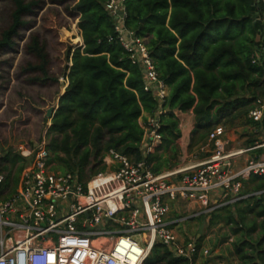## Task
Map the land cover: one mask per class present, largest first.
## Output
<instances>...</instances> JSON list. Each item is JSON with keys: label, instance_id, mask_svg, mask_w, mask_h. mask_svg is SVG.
Segmentation results:
<instances>
[{"label": "trees", "instance_id": "16d2710c", "mask_svg": "<svg viewBox=\"0 0 264 264\" xmlns=\"http://www.w3.org/2000/svg\"><path fill=\"white\" fill-rule=\"evenodd\" d=\"M12 2V21L0 37V49L13 43L26 24L22 16L36 4ZM124 6L125 28L145 39L168 88L159 115L161 142L147 154L143 144L149 129L143 113H156L159 103L143 89L141 69L118 41L105 0L75 1L73 8L80 14L78 38L58 22L56 12L46 17V28L69 40L65 51L69 83L50 117V137L45 138L49 162L53 169L75 172L84 180L105 169L103 158L110 149L131 161L144 159L156 174L170 170L177 164L175 141L181 134L176 109L193 112L192 149L218 125L247 117L254 101L264 97V66L252 62L263 34L254 0H124ZM27 50L38 61L24 70L42 74L32 80L56 81L47 73L49 56L36 35L30 37ZM10 154L5 152L0 169L5 174L3 188L13 185L8 195L20 190L26 164H19L13 176L22 157ZM242 181L244 194L264 189V175L252 174ZM221 210L234 237L231 253L237 264H264V194L215 210L210 224ZM196 254L191 260L176 256L172 246L156 242L143 264H194Z\"/></svg>", "mask_w": 264, "mask_h": 264}, {"label": "built area", "instance_id": "2783aa9c", "mask_svg": "<svg viewBox=\"0 0 264 264\" xmlns=\"http://www.w3.org/2000/svg\"><path fill=\"white\" fill-rule=\"evenodd\" d=\"M257 19L263 26L252 62L264 66V0H254ZM117 39L132 64L143 75V89L159 103L146 120L149 129L143 153L153 152L161 142L159 115L168 88L159 78L144 38L124 26V0H105ZM248 117L264 118V97L257 98ZM217 126L209 135L221 134ZM215 147L207 159L161 173H154L142 159L131 161L110 149L103 158L107 169L86 180L75 172H58L49 162L45 140L33 143L21 176L20 190L8 195L0 172V264H143L156 242L172 246L176 256L192 259L197 239L180 243L174 226L186 217L170 219L168 201L195 203L200 213L210 214L264 189L244 194L242 179L264 175V159L252 157L233 170L232 159L246 150ZM139 237V240L137 239ZM208 255V249H203Z\"/></svg>", "mask_w": 264, "mask_h": 264}, {"label": "rangeland", "instance_id": "374dc122", "mask_svg": "<svg viewBox=\"0 0 264 264\" xmlns=\"http://www.w3.org/2000/svg\"><path fill=\"white\" fill-rule=\"evenodd\" d=\"M26 1L36 3L31 12H27L22 16L26 24L19 30L18 35L13 38V43L10 46L0 49V169L4 165L1 160H3L6 151L11 152L10 156H21L22 161L16 164L12 172L13 176L18 165L27 162L31 157L29 151L33 146V142L41 141L43 137L44 140L50 137L47 132L51 119L46 115V110L51 105L54 106L52 112L55 110L58 104V96L67 83L65 77L67 73L65 70V51L69 40H61L56 33L47 29L46 17L51 12H56L58 22L70 29V35L78 38L76 25L79 14L73 8L76 0ZM13 10L12 0H0V37L11 24ZM32 35H36L44 43L49 56L47 73L49 76L56 77V81H33L32 78L42 75L41 72L24 70L27 64H34L38 61L27 50ZM76 42H78L77 39L72 43L73 48L77 46ZM70 63V61L67 62L68 65ZM247 118L237 120L245 121ZM235 123H237L236 120L225 126L228 128ZM255 125L259 126L258 128H261L262 132L256 135L254 133L250 134V137L243 138L244 142L248 138L258 139L259 135H264V118ZM225 126H222L221 134L224 133ZM235 131L241 133L242 137L244 136V129L238 128ZM56 165L57 162H54V166ZM105 169H107V166H105ZM1 171L7 173L5 170ZM58 172L65 171L58 170ZM12 186L10 185L7 190L11 191ZM168 202L171 208L170 219L179 216L186 217L174 226L175 233L180 238V243L191 238L195 239L196 233L205 234L206 228L210 225L209 214L200 213L197 217H190L193 212L198 211L195 203H187L183 200ZM137 239L139 240V237Z\"/></svg>", "mask_w": 264, "mask_h": 264}, {"label": "crops", "instance_id": "0c3cea01", "mask_svg": "<svg viewBox=\"0 0 264 264\" xmlns=\"http://www.w3.org/2000/svg\"><path fill=\"white\" fill-rule=\"evenodd\" d=\"M175 113L179 119V128L181 131L180 136L175 141V146L178 153L176 159L177 164H175V167L187 166L201 162L211 156L215 147H221L222 149L227 151L239 149L245 150L255 146L256 144L260 145L254 149L246 150L242 154L233 158V170H236L245 165L249 158L260 157L264 159L263 134L259 135L258 139H255L254 137L248 138L244 142L243 138L250 137V134L254 133L256 135L259 132H262V129L258 128L259 126L255 125V123L258 122H254L249 119L248 115V118L245 121L236 120L237 123H235L234 125L229 126L228 128L225 126L226 129L224 130L223 134L216 135L213 139H210L208 137L205 142L200 143L190 149V137L195 127L193 112L192 110L181 111L176 109ZM150 116L151 114L149 113H143V118L147 119ZM219 126L222 127V125H218V127ZM249 127L250 129H248ZM238 128H242L245 130L243 137L241 133L239 134L235 131ZM176 160H174V162ZM249 177L250 175L243 179L247 180ZM244 188L245 186L242 181V190H244ZM213 216L214 215L209 214L210 220ZM229 233V226L225 225L223 210L217 211L216 216L213 218L212 224H210L206 228L205 234L201 235L199 233H196L195 238L199 239L200 237H202V239L199 241L201 244L198 248L194 264H237V259L231 253V243L233 242L234 237H230ZM176 237L179 241V236L176 235ZM203 249H208L209 254L204 255L202 252Z\"/></svg>", "mask_w": 264, "mask_h": 264}, {"label": "water", "instance_id": "95a60500", "mask_svg": "<svg viewBox=\"0 0 264 264\" xmlns=\"http://www.w3.org/2000/svg\"><path fill=\"white\" fill-rule=\"evenodd\" d=\"M79 16H80V14H79ZM70 65H72L71 63H70ZM68 83H69V81L67 80V83H66V85H65V87H64V89H63V91L59 94V96H58V102H59V99H60V97L63 95V93L65 92V88L67 87V85H68ZM57 107V106H56ZM55 107V108H56ZM53 108H54V106H50L49 108H47V110H46V115L48 116V117H51L52 115H53V112H52V110H53ZM168 110H169V108H168Z\"/></svg>", "mask_w": 264, "mask_h": 264}, {"label": "bare ground", "instance_id": "6f19581e", "mask_svg": "<svg viewBox=\"0 0 264 264\" xmlns=\"http://www.w3.org/2000/svg\"><path fill=\"white\" fill-rule=\"evenodd\" d=\"M75 29V28H74Z\"/></svg>", "mask_w": 264, "mask_h": 264}]
</instances>
